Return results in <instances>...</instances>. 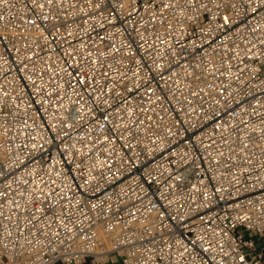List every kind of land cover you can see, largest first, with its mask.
<instances>
[{
	"label": "built area",
	"instance_id": "2783aa9c",
	"mask_svg": "<svg viewBox=\"0 0 264 264\" xmlns=\"http://www.w3.org/2000/svg\"><path fill=\"white\" fill-rule=\"evenodd\" d=\"M257 240L264 0H0V264H264Z\"/></svg>",
	"mask_w": 264,
	"mask_h": 264
},
{
	"label": "rangeland",
	"instance_id": "374dc122",
	"mask_svg": "<svg viewBox=\"0 0 264 264\" xmlns=\"http://www.w3.org/2000/svg\"><path fill=\"white\" fill-rule=\"evenodd\" d=\"M257 243L259 244V245H261V244H263L264 243V240H257ZM120 261H121V258H119V257H117V258H115V264H120Z\"/></svg>",
	"mask_w": 264,
	"mask_h": 264
},
{
	"label": "bare ground",
	"instance_id": "6f19581e",
	"mask_svg": "<svg viewBox=\"0 0 264 264\" xmlns=\"http://www.w3.org/2000/svg\"><path fill=\"white\" fill-rule=\"evenodd\" d=\"M105 244H106V248H109V246H110V245H109V244H110V241H109V240H106V241H105ZM103 252H104V250H100V251H99L100 255H102ZM103 256L105 257V255H103Z\"/></svg>",
	"mask_w": 264,
	"mask_h": 264
}]
</instances>
